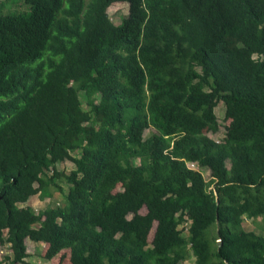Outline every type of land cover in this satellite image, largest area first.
<instances>
[{"label":"trees","instance_id":"obj_1","mask_svg":"<svg viewBox=\"0 0 264 264\" xmlns=\"http://www.w3.org/2000/svg\"><path fill=\"white\" fill-rule=\"evenodd\" d=\"M24 2L0 0V264L27 239L71 264H264L243 224L264 218V0Z\"/></svg>","mask_w":264,"mask_h":264},{"label":"rangeland","instance_id":"obj_2","mask_svg":"<svg viewBox=\"0 0 264 264\" xmlns=\"http://www.w3.org/2000/svg\"><path fill=\"white\" fill-rule=\"evenodd\" d=\"M14 3L16 5H13V8L15 9L13 11H18L19 9H22L24 6L26 7L24 0H14ZM108 13L114 23L120 24L122 21V18L129 14V4L127 2H115L108 8ZM225 109L226 108H225L224 102L220 101V103L215 109L217 117H218V122H219V130L215 133L208 132V135H210L213 138L221 139L226 132V125L228 124L229 120L225 118ZM151 132H152V129L149 128L145 131L144 134L147 137L149 136ZM195 167H196V164H195ZM58 168L65 169L66 172H70L71 169L74 168V164L71 160H65L64 162L58 165ZM203 173H204L205 178L209 180L210 170L209 169L203 170ZM62 186L65 188V190L68 189V186L64 182H62ZM117 189H122V187H120L119 185ZM53 191H54L53 197L51 199L50 198L41 199L39 195L37 194V195L32 196L29 199V201L23 205H31L35 208V210L39 211L45 208L49 203L53 204V202L58 201L59 197H61L59 192L56 189ZM141 212L145 213L146 208L145 207L142 208ZM243 224H244V227L248 230L251 229L258 233L264 234V218L262 217H258L256 219L245 217ZM156 225L157 223L154 224L150 232V235H149L150 240L153 239ZM185 234L187 235V231L185 232ZM26 244H27V250H28L29 256L25 259V262L16 263V264H58V263L71 264L68 250L58 254L56 257L49 260L46 257H44L46 247H44L43 243H36L34 241L27 239ZM11 253L12 251L8 244L0 245V257H4L6 254L11 255ZM180 264H196L194 255L190 254V257L187 260L181 262Z\"/></svg>","mask_w":264,"mask_h":264},{"label":"built area","instance_id":"obj_3","mask_svg":"<svg viewBox=\"0 0 264 264\" xmlns=\"http://www.w3.org/2000/svg\"><path fill=\"white\" fill-rule=\"evenodd\" d=\"M191 167H195V163H190L189 164Z\"/></svg>","mask_w":264,"mask_h":264},{"label":"water","instance_id":"obj_4","mask_svg":"<svg viewBox=\"0 0 264 264\" xmlns=\"http://www.w3.org/2000/svg\"><path fill=\"white\" fill-rule=\"evenodd\" d=\"M219 242H221V241L219 240Z\"/></svg>","mask_w":264,"mask_h":264}]
</instances>
